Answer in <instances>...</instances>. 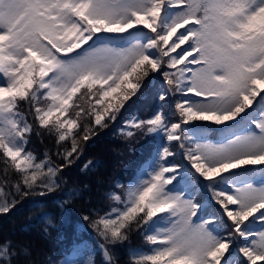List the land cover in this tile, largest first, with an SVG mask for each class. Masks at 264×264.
Wrapping results in <instances>:
<instances>
[{
	"label": "snow or ice",
	"instance_id": "obj_1",
	"mask_svg": "<svg viewBox=\"0 0 264 264\" xmlns=\"http://www.w3.org/2000/svg\"><path fill=\"white\" fill-rule=\"evenodd\" d=\"M153 76L158 103L115 129L141 137L134 177L82 217L87 260L75 243L59 264H119L134 231L125 264H264V0H0V214L62 190ZM22 255L0 241V264Z\"/></svg>",
	"mask_w": 264,
	"mask_h": 264
},
{
	"label": "trees",
	"instance_id": "obj_2",
	"mask_svg": "<svg viewBox=\"0 0 264 264\" xmlns=\"http://www.w3.org/2000/svg\"><path fill=\"white\" fill-rule=\"evenodd\" d=\"M159 79V77L153 76L148 81L141 96L122 110L116 123L110 125L107 129L100 130L98 135L90 139L83 147L81 158L65 170L64 178L67 183L62 185V190L52 194L57 196L55 203L50 199V203L55 205V211L58 215V220L53 221V225H46L42 215L44 208L36 206L37 202L35 201L31 202L33 197H29L19 203L8 214H1L0 241L10 240L14 245L24 244L31 252L30 256L22 255L17 257L16 264H57L52 257L53 251L63 255L74 242V238L70 233L59 234L60 231L64 230L63 226H65L59 224L62 220L80 218V225L83 227L79 228L77 224L70 231L82 232L89 240L95 236L88 222L84 221L82 217L92 214L94 209L102 211L107 209L111 201L105 194L111 188H114L116 178L122 175L127 164L130 163V169L134 170L142 157L141 137L137 136L135 139L125 143L122 137L116 135L115 129L131 114L138 113L143 117L155 103H158L156 99L157 89L153 84L154 82L158 84ZM80 103L85 107L88 106L89 102L86 95L84 99L80 100ZM174 103V100L167 101V109L174 110ZM137 141H141V143H137ZM45 143L55 153L54 142L46 140ZM32 147L39 154H42L44 146L36 138H33ZM130 147L134 151H130ZM90 160L95 162V165L83 171V165ZM84 185H87V188L83 190L81 196L74 198L70 204L63 208L58 205V201L65 198L64 191L73 188L83 189ZM45 227L48 228L47 233L43 231ZM137 246L147 247L144 244L143 236L134 231L130 234L127 243L123 246L118 245L115 248L119 264H125L128 258V249L139 248ZM95 258L97 261L99 260V256Z\"/></svg>",
	"mask_w": 264,
	"mask_h": 264
},
{
	"label": "rangeland",
	"instance_id": "obj_3",
	"mask_svg": "<svg viewBox=\"0 0 264 264\" xmlns=\"http://www.w3.org/2000/svg\"><path fill=\"white\" fill-rule=\"evenodd\" d=\"M78 259H80V260H87V257H86V255H84V254L81 253V255L78 257Z\"/></svg>",
	"mask_w": 264,
	"mask_h": 264
}]
</instances>
